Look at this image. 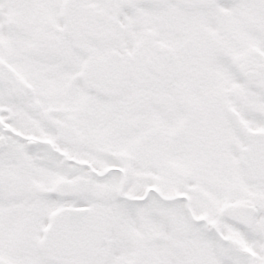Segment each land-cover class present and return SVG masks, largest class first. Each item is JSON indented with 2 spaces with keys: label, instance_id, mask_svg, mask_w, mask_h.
I'll use <instances>...</instances> for the list:
<instances>
[{
  "label": "snow or ice",
  "instance_id": "1",
  "mask_svg": "<svg viewBox=\"0 0 264 264\" xmlns=\"http://www.w3.org/2000/svg\"><path fill=\"white\" fill-rule=\"evenodd\" d=\"M0 264H264V0H0Z\"/></svg>",
  "mask_w": 264,
  "mask_h": 264
}]
</instances>
